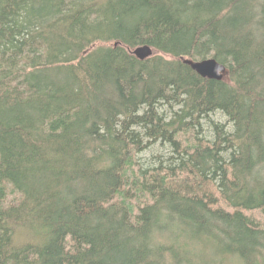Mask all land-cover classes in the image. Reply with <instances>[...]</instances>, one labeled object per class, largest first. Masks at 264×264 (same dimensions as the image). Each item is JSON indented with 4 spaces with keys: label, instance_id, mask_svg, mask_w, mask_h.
<instances>
[{
    "label": "trees",
    "instance_id": "16d2710c",
    "mask_svg": "<svg viewBox=\"0 0 264 264\" xmlns=\"http://www.w3.org/2000/svg\"><path fill=\"white\" fill-rule=\"evenodd\" d=\"M0 264H264V0H0Z\"/></svg>",
    "mask_w": 264,
    "mask_h": 264
},
{
    "label": "water",
    "instance_id": "95a60500",
    "mask_svg": "<svg viewBox=\"0 0 264 264\" xmlns=\"http://www.w3.org/2000/svg\"><path fill=\"white\" fill-rule=\"evenodd\" d=\"M118 44V43H117ZM130 53L135 55L138 59L144 60L156 55V50L150 45H141L133 49L128 48ZM184 63L191 66V68L200 76L215 80H224L228 74L227 67L217 61L215 58H206L202 60L183 59Z\"/></svg>",
    "mask_w": 264,
    "mask_h": 264
},
{
    "label": "rangeland",
    "instance_id": "374dc122",
    "mask_svg": "<svg viewBox=\"0 0 264 264\" xmlns=\"http://www.w3.org/2000/svg\"><path fill=\"white\" fill-rule=\"evenodd\" d=\"M157 53H159V52L156 51V54H157ZM226 79H228V78H226ZM153 150H154L155 152H158V151L163 152V153L165 152V149H163V148L161 149V148H158V147H155V149H153ZM165 153H166V152H165ZM149 154H150V152H148V154H144V156H145L144 158H147V156H149ZM141 156H143V155H141Z\"/></svg>",
    "mask_w": 264,
    "mask_h": 264
},
{
    "label": "bare ground",
    "instance_id": "6f19581e",
    "mask_svg": "<svg viewBox=\"0 0 264 264\" xmlns=\"http://www.w3.org/2000/svg\"><path fill=\"white\" fill-rule=\"evenodd\" d=\"M156 50V49H155ZM157 51V50H156ZM158 54V53H157ZM58 58V57H57ZM54 64V63H53ZM57 65V64H56ZM227 67V66H226ZM228 69V68H227ZM203 77V76H202ZM226 78H228V74H227V76L225 77V79L224 80H226Z\"/></svg>",
    "mask_w": 264,
    "mask_h": 264
}]
</instances>
